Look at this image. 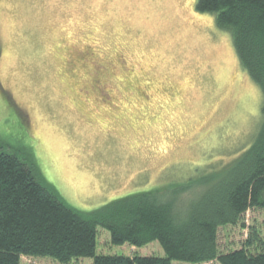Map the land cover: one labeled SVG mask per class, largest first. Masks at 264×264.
Instances as JSON below:
<instances>
[{"label": "rangeland", "instance_id": "374dc122", "mask_svg": "<svg viewBox=\"0 0 264 264\" xmlns=\"http://www.w3.org/2000/svg\"><path fill=\"white\" fill-rule=\"evenodd\" d=\"M196 3L0 0V146L31 151L79 210L159 187L183 218L211 184L199 178L229 168L253 142L264 103L231 32ZM255 231L248 247L259 251L263 209L221 226L220 249L246 246ZM97 252L165 255L159 241L113 244L102 227Z\"/></svg>", "mask_w": 264, "mask_h": 264}, {"label": "trees", "instance_id": "16d2710c", "mask_svg": "<svg viewBox=\"0 0 264 264\" xmlns=\"http://www.w3.org/2000/svg\"><path fill=\"white\" fill-rule=\"evenodd\" d=\"M196 8L231 32L241 65L264 93V0H197ZM254 137L232 166L199 178L211 184L181 219L159 187L79 210L48 182L31 151L0 146V264H20L22 256L65 264L86 257L93 264H264V248L248 247L257 231L241 248L223 252L219 244L221 226L239 224L251 208L264 210V103ZM100 227L116 245L159 241L165 255L98 253Z\"/></svg>", "mask_w": 264, "mask_h": 264}]
</instances>
